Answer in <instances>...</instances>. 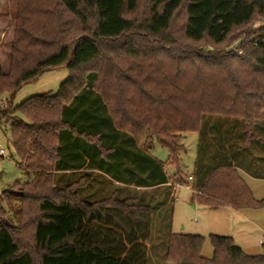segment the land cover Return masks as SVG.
Instances as JSON below:
<instances>
[{
  "label": "trees",
  "instance_id": "1",
  "mask_svg": "<svg viewBox=\"0 0 264 264\" xmlns=\"http://www.w3.org/2000/svg\"><path fill=\"white\" fill-rule=\"evenodd\" d=\"M56 2L72 18L65 24L74 20L83 34L34 61L30 52L19 54L20 48L11 55L6 74L0 65V99L5 93L12 98L23 84L51 68L69 71L56 92L35 94L0 110V123L10 125L18 165L31 175L26 186L39 189L40 213L31 229L36 260L21 249L10 224L0 220V264H147L155 207L133 203L134 197L95 202L52 198L45 184L52 173L83 167L137 186L167 184L164 166L178 169L182 134L196 132L201 139L210 126L206 116L238 121L240 146L250 147L254 132L264 134V34L240 46L243 56L193 44H223L234 28L248 24L255 14L264 15V0H149L150 15L138 24L124 16L135 11L137 0ZM181 7L186 41L168 34ZM135 30L147 38L135 40ZM32 41L24 47L36 48L34 56L51 45L38 37ZM121 57L133 61L122 62ZM153 141L167 150L166 162L148 153ZM229 146L230 153L214 163L203 160L197 146L189 175L193 200L212 208H264V197L254 198L240 175L239 145ZM231 148L238 149L236 156ZM138 174L148 182H139ZM92 175L79 173L63 189L71 195L73 186H82L80 180ZM210 240L213 255L207 259L200 254L203 236L170 232L166 257L175 264H264V256L245 254L230 236L210 235Z\"/></svg>",
  "mask_w": 264,
  "mask_h": 264
},
{
  "label": "rangeland",
  "instance_id": "2",
  "mask_svg": "<svg viewBox=\"0 0 264 264\" xmlns=\"http://www.w3.org/2000/svg\"><path fill=\"white\" fill-rule=\"evenodd\" d=\"M150 5L149 0H137L135 11H125L124 16L135 19L137 24L144 23L150 15ZM185 18L184 7H181L172 18L168 34L186 41L182 37ZM70 19H72L70 16L62 12L56 0H0V65L3 74L9 70L11 55H16L20 48L22 49L19 54L30 52L27 55H29V59L33 58L34 61L56 51L65 42L71 44V40L83 32L77 28V23L74 20L70 26L65 24ZM41 31L43 32L41 33ZM262 34H264V15L255 14L248 24L234 28L223 44L213 46L203 40L193 45H197L204 51H233L237 55L243 56L245 52L240 46L242 47L246 43L248 46L249 40L256 39L258 35ZM132 36H135L137 41L147 38V34L137 30ZM34 37L51 42L50 47L37 48L43 50V52L39 50L41 53L37 56L30 55L32 51H36V48L32 50L24 47L27 42H33ZM155 42L157 44V40ZM120 60L122 62L133 61L125 57H121ZM68 75L69 71L62 66L43 72L37 78L23 84L12 98L9 99L7 93L2 95L0 110L17 105L35 94L56 92ZM206 118H210V126L205 130L206 138H204V129L200 136L204 139H200L196 132L183 133L180 143L184 147V151L179 153L178 169L175 170V167L171 165L164 166L168 176L166 185L174 199L167 204V199L164 200L166 205L163 203L158 211L153 208L152 237L148 244L147 264H175L166 257L170 232L203 236L204 241L200 254L207 259L213 255L210 235L230 236L233 243L239 246L245 254L264 256V208L243 211L228 208L209 209L205 207L206 205H201L194 200L190 201L192 190L187 187L189 183L187 177L193 175L191 173L193 165L197 154L199 155L197 146L200 151L204 152L202 159L204 160L206 157L208 161L214 163L216 161L213 160L218 156L225 152L230 153L229 144L233 142L235 146L239 145L238 149L241 156L239 161L242 162V164L239 163L241 166L240 174L254 198L264 197V180L248 176V174H256L259 177H264V161H262L264 160V147H261L259 140V136L264 134L254 132L251 146L242 148L238 121L217 116H206ZM151 145L153 146L151 154L159 161L166 162L167 150L155 141ZM0 147L5 152V155L0 157V220L10 224L14 229L15 237L20 240L21 249L29 251L36 260L39 254L33 248L31 229L33 219L40 216L36 209L39 189L27 188L26 184L31 183V175L25 174L18 165L19 162L11 144L10 125L3 121L0 123ZM238 149L231 148L233 156H236L234 152ZM117 172L120 174L117 176H122V178L125 176L124 173ZM50 175V180L48 183L46 182L45 187L52 198L67 197L72 200L82 199L95 202L109 197L111 200L134 197L136 200L133 203L140 202L149 207H156L155 201L159 198L158 192H156L157 197L155 196L154 200L149 199L151 194H155L152 192L154 189L134 190L114 184L111 179L99 173L93 174L92 178L87 181L80 180L82 186H73L71 190L73 194L70 195L63 187L67 181L75 180L77 177L67 179L60 173ZM137 178L139 182H148L142 181L140 174ZM75 189L76 192L74 193Z\"/></svg>",
  "mask_w": 264,
  "mask_h": 264
},
{
  "label": "crops",
  "instance_id": "3",
  "mask_svg": "<svg viewBox=\"0 0 264 264\" xmlns=\"http://www.w3.org/2000/svg\"><path fill=\"white\" fill-rule=\"evenodd\" d=\"M152 147L153 146H150V149L148 150V153L152 156V158L155 160V161H157V162H161V161H159L158 159H156L152 154H151V149H152ZM86 172H90V173H92V174H100V175H102V176H104V177H106V178H108V179H111L113 182H114V184L116 183V184H119V185H122V186H126V187H129V188H132V189H134V190H146V189H154V191H152L153 193H155L154 195H152L151 194V196L149 197V199L150 200H154L155 199V196H156V192H158V195H159V198H158V200L157 201H155V203H156V207H155V209H156V211H158L159 209H160V207L163 205V203H164V200H166L167 199V202H166V204L169 202V201H171V200H173L174 198H173V195H171V192H170V190H169V188H168V186L165 184V183H161V184H158V185H154V186H147V187H143V186H137L134 182H131V183H124V182H118V181H116V180H114V179H112V178H110L107 174H105V173H103V172H100L99 170H95V169H88V168H86V167H83V168H81V169H79V170H67V171H64V172H55V173H60L61 175H63V176H65L67 179L68 178H72V177H77L78 175H79V173H86ZM191 173H193V170H192V172ZM99 175V177L100 178H102L101 176ZM241 175V174H240ZM242 176V175H241ZM249 176V175H248ZM249 177H251V178H254V177H252V176H249ZM243 178V177H242ZM187 179H188V177H187ZM256 179H260V180H264V178H256ZM194 180V179H193ZM189 183L187 184L188 186V188H190L191 190H192V195H191V197H190V201H193V194L195 193V191L193 190V181L191 180V181H188ZM246 183V182H245ZM162 187V188H161ZM157 188H160V189H157ZM134 194H136V193H134ZM174 195H175V193H174ZM157 197V196H156ZM149 200V201H150ZM165 203H164V205H166ZM152 207H154V206H152ZM205 207H207V208H209V209H225V208H228V209H232V210H235V209H233V208H231L230 206H227V205H222V206H219V207H217V208H212V207H209V206H205ZM243 210H253V209H243ZM243 210H235V211H243ZM257 210H261V209H257ZM255 211V210H254Z\"/></svg>",
  "mask_w": 264,
  "mask_h": 264
},
{
  "label": "built area",
  "instance_id": "4",
  "mask_svg": "<svg viewBox=\"0 0 264 264\" xmlns=\"http://www.w3.org/2000/svg\"><path fill=\"white\" fill-rule=\"evenodd\" d=\"M5 155V152L4 150L0 147V157H3ZM192 180V177L191 176H188V181H191Z\"/></svg>",
  "mask_w": 264,
  "mask_h": 264
}]
</instances>
